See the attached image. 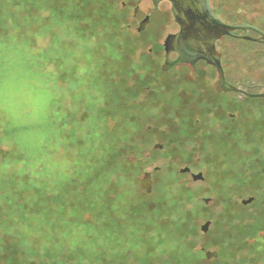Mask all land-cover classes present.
I'll return each instance as SVG.
<instances>
[{
    "label": "rangeland",
    "instance_id": "obj_1",
    "mask_svg": "<svg viewBox=\"0 0 264 264\" xmlns=\"http://www.w3.org/2000/svg\"><path fill=\"white\" fill-rule=\"evenodd\" d=\"M229 2L214 0L228 21L264 16L259 0ZM115 4L0 0V264H199L183 154L155 157L152 192L139 187L153 122L129 91L143 39L175 26L133 39ZM228 45L240 65L243 42Z\"/></svg>",
    "mask_w": 264,
    "mask_h": 264
},
{
    "label": "flooded vegetation",
    "instance_id": "obj_2",
    "mask_svg": "<svg viewBox=\"0 0 264 264\" xmlns=\"http://www.w3.org/2000/svg\"><path fill=\"white\" fill-rule=\"evenodd\" d=\"M259 1L264 7V0ZM210 4L224 21L254 28L218 37L215 51L223 75L204 59L194 64H166L179 57L177 51L166 49L168 36L180 30L170 1L120 0L126 28L137 37L150 26L157 32L171 22L175 26L161 39L158 35L143 39L142 45L148 46L140 55L146 64L142 65L144 72L129 87L135 99L133 115L153 122L147 123L141 138L140 147L149 149L147 160L153 166L144 174H151L153 190L155 174L162 170V164L153 159L168 157L171 161L173 152L182 153L179 176L189 177L195 185L198 263L264 264V116H256L264 112V96L259 95L264 93V16L231 22L221 15L214 0ZM142 23L144 28L139 30ZM230 40L243 42L238 66L230 61ZM157 121L163 123L156 127ZM140 183L141 179L139 187ZM207 252L217 255L207 257Z\"/></svg>",
    "mask_w": 264,
    "mask_h": 264
},
{
    "label": "water",
    "instance_id": "obj_3",
    "mask_svg": "<svg viewBox=\"0 0 264 264\" xmlns=\"http://www.w3.org/2000/svg\"><path fill=\"white\" fill-rule=\"evenodd\" d=\"M168 1L172 4V12L176 22L180 25V30L176 34L169 35L166 39L167 51H177L179 53L177 60L171 61L170 63L167 61L166 64H194L197 60L204 59L209 64L217 67L223 75L221 59L215 51V44L218 37L230 34L232 31L253 27L248 24L228 23L224 21L213 9L210 0ZM143 28L144 23L141 24L139 30H142ZM232 65L238 66L237 64ZM223 83L224 81L222 79L220 85ZM259 95L264 96V93ZM187 170V168L182 169V171ZM140 187L146 189V192L148 193L152 191L150 173H145L141 178ZM207 227L208 223L203 226V230L207 231ZM216 255L217 252H207V257Z\"/></svg>",
    "mask_w": 264,
    "mask_h": 264
},
{
    "label": "trees",
    "instance_id": "obj_4",
    "mask_svg": "<svg viewBox=\"0 0 264 264\" xmlns=\"http://www.w3.org/2000/svg\"><path fill=\"white\" fill-rule=\"evenodd\" d=\"M105 2L106 3H108V5L109 6H111V9L113 10V12H117V7H116V1L115 0H105ZM115 2V3H114ZM125 16H126V14H125V11L124 10H122V9H120L119 10V17H117L118 19V22H120V23H122L123 21H125ZM121 27V29H122V31H123V33H125L124 32V30L126 29L127 30V28H125V26H123V25H121L120 26ZM128 31V30H127ZM126 31V33H129L130 31H128L127 32ZM130 37H132L133 39H134V37L136 38V36L135 35H133V34H131L130 33ZM121 45V44H120ZM125 48H127L128 49V46L127 47H125ZM122 50L124 51L125 49L124 48H122ZM130 50V49H129ZM124 53H125V51H124ZM118 84H120V82H118Z\"/></svg>",
    "mask_w": 264,
    "mask_h": 264
}]
</instances>
